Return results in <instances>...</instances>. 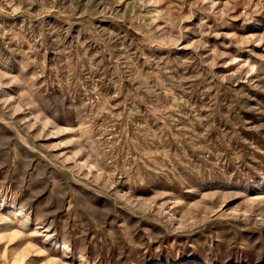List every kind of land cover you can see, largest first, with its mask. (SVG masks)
I'll list each match as a JSON object with an SVG mask.
<instances>
[{
  "label": "rangeland",
  "instance_id": "1",
  "mask_svg": "<svg viewBox=\"0 0 264 264\" xmlns=\"http://www.w3.org/2000/svg\"><path fill=\"white\" fill-rule=\"evenodd\" d=\"M0 264H264V0H0Z\"/></svg>",
  "mask_w": 264,
  "mask_h": 264
},
{
  "label": "trees",
  "instance_id": "2",
  "mask_svg": "<svg viewBox=\"0 0 264 264\" xmlns=\"http://www.w3.org/2000/svg\"><path fill=\"white\" fill-rule=\"evenodd\" d=\"M134 38H138L134 32H132Z\"/></svg>",
  "mask_w": 264,
  "mask_h": 264
}]
</instances>
